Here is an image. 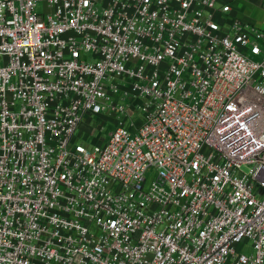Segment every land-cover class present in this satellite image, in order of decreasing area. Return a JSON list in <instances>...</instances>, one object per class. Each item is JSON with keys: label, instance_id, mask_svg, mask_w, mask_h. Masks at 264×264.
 <instances>
[{"label": "built area", "instance_id": "obj_1", "mask_svg": "<svg viewBox=\"0 0 264 264\" xmlns=\"http://www.w3.org/2000/svg\"><path fill=\"white\" fill-rule=\"evenodd\" d=\"M237 1L0 0V264H264V30ZM84 116L117 120L79 143Z\"/></svg>", "mask_w": 264, "mask_h": 264}, {"label": "rangeland", "instance_id": "obj_2", "mask_svg": "<svg viewBox=\"0 0 264 264\" xmlns=\"http://www.w3.org/2000/svg\"><path fill=\"white\" fill-rule=\"evenodd\" d=\"M235 15L248 21L254 26L264 30V0H239L233 5ZM254 60H259V57H252ZM113 120L108 116H84L79 123L78 129L74 133L76 142L97 143L101 142L106 137V131L112 127ZM103 126L100 130V127ZM152 172H147L146 176H152ZM250 243H240L235 246L237 251L248 253Z\"/></svg>", "mask_w": 264, "mask_h": 264}, {"label": "crops", "instance_id": "obj_3", "mask_svg": "<svg viewBox=\"0 0 264 264\" xmlns=\"http://www.w3.org/2000/svg\"><path fill=\"white\" fill-rule=\"evenodd\" d=\"M233 13L235 14L236 12L233 11Z\"/></svg>", "mask_w": 264, "mask_h": 264}]
</instances>
